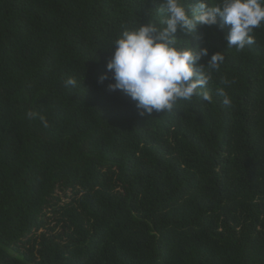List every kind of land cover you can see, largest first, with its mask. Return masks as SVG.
Listing matches in <instances>:
<instances>
[{"label": "trees", "instance_id": "1", "mask_svg": "<svg viewBox=\"0 0 264 264\" xmlns=\"http://www.w3.org/2000/svg\"><path fill=\"white\" fill-rule=\"evenodd\" d=\"M164 2L0 0V264H264V27L243 52L219 17L177 33L226 57L212 103L141 117L99 82Z\"/></svg>", "mask_w": 264, "mask_h": 264}, {"label": "clouds", "instance_id": "2", "mask_svg": "<svg viewBox=\"0 0 264 264\" xmlns=\"http://www.w3.org/2000/svg\"><path fill=\"white\" fill-rule=\"evenodd\" d=\"M157 12L164 17L161 27L148 23L138 29H127L121 25L126 30L111 42L115 52L107 63V72L112 75H103L99 80L100 83L114 80L108 91L119 90L130 97L141 117L175 114L181 101L191 102L194 97L213 102L207 86L213 82V72H220L226 57L217 52L206 65L201 64L208 56L207 48L192 47L190 40L177 39L178 32L191 35L198 26L215 25L219 17L223 21L221 28H231L227 48L243 52L256 44L255 30L264 27V0H223L211 7L199 2L191 15L182 0H165ZM220 83L230 87L234 81L225 76ZM64 86L75 88L77 81L69 78ZM225 87H218L216 94L231 109L234 105ZM26 118L39 119L45 128L50 126L38 111H28Z\"/></svg>", "mask_w": 264, "mask_h": 264}]
</instances>
